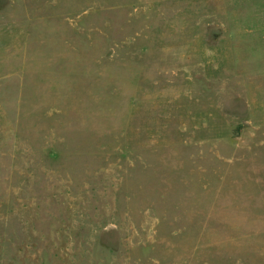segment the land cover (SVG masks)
I'll list each match as a JSON object with an SVG mask.
<instances>
[{
  "label": "rangeland",
  "instance_id": "rangeland-1",
  "mask_svg": "<svg viewBox=\"0 0 264 264\" xmlns=\"http://www.w3.org/2000/svg\"><path fill=\"white\" fill-rule=\"evenodd\" d=\"M0 264H264V0H0Z\"/></svg>",
  "mask_w": 264,
  "mask_h": 264
}]
</instances>
